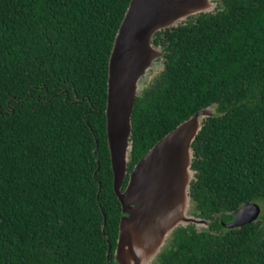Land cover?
Returning a JSON list of instances; mask_svg holds the SVG:
<instances>
[{"label": "trees", "instance_id": "16d2710c", "mask_svg": "<svg viewBox=\"0 0 264 264\" xmlns=\"http://www.w3.org/2000/svg\"><path fill=\"white\" fill-rule=\"evenodd\" d=\"M129 2L0 0V264H117L122 213L104 111ZM216 5L154 35L163 67L135 98L128 171L213 109L192 142L189 188L208 225L174 230L155 264H191L225 246L224 225L248 204L259 214L237 248L215 251L221 264H264V0Z\"/></svg>", "mask_w": 264, "mask_h": 264}, {"label": "water", "instance_id": "95a60500", "mask_svg": "<svg viewBox=\"0 0 264 264\" xmlns=\"http://www.w3.org/2000/svg\"><path fill=\"white\" fill-rule=\"evenodd\" d=\"M216 6L215 0H130L114 37L104 113L113 191L122 213L113 254L117 264H155L174 230L208 225L194 216L189 188L194 175L192 142L203 120L213 115L212 108L195 113L149 149L121 190L132 149L135 98L143 78L162 58L160 47L152 44L154 35ZM232 214L234 220L224 225L230 229L254 221L259 207L248 204Z\"/></svg>", "mask_w": 264, "mask_h": 264}, {"label": "rangeland", "instance_id": "374dc122", "mask_svg": "<svg viewBox=\"0 0 264 264\" xmlns=\"http://www.w3.org/2000/svg\"><path fill=\"white\" fill-rule=\"evenodd\" d=\"M216 2V0H215ZM217 7V6H216ZM216 7L213 9V11L216 9ZM212 12V11H211ZM163 59L158 60V65L152 68L146 77L143 78L142 86L140 85V90L144 87V85L148 84V82L151 81V79L154 77V75L159 72L163 67ZM253 222V221H252ZM250 222V223H252ZM249 223L243 224L241 226H238L236 228L228 229V232H223L222 235L226 238L225 239V246L223 245H212V247L205 248L197 257L192 259L191 264H221L218 259L221 258L223 255H219L215 250L220 249V246L224 250L229 251V248L232 247L234 249L237 248V244L235 240H237V236H241V234H244V228L243 226L247 225ZM198 231L202 229V227H196Z\"/></svg>", "mask_w": 264, "mask_h": 264}, {"label": "flooded vegetation", "instance_id": "af4514ba", "mask_svg": "<svg viewBox=\"0 0 264 264\" xmlns=\"http://www.w3.org/2000/svg\"><path fill=\"white\" fill-rule=\"evenodd\" d=\"M133 167H134V166H133ZM127 168H128V167H127ZM132 169H133V168H132ZM132 169H131V171H132ZM131 171H128V169H127V172H126V173H127V175H126L127 180H128V178H129V175H130V172H131ZM125 187H126V186H125ZM125 187H124L121 191H123V190L125 189Z\"/></svg>", "mask_w": 264, "mask_h": 264}]
</instances>
